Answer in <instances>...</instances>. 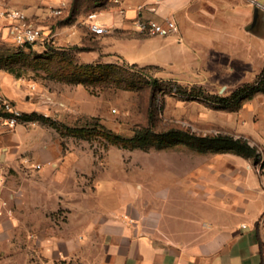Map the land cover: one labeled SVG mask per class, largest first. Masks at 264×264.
<instances>
[{
	"label": "crops",
	"instance_id": "0c3cea01",
	"mask_svg": "<svg viewBox=\"0 0 264 264\" xmlns=\"http://www.w3.org/2000/svg\"><path fill=\"white\" fill-rule=\"evenodd\" d=\"M130 1L126 17L144 6L143 17L171 18L179 28L174 40L127 26L133 35L120 53L131 64L209 57L240 80L263 71L264 13L244 0ZM99 22L109 38L121 27ZM133 49L146 54L144 63L131 59ZM29 94L0 69V98L30 113ZM253 137L264 154V129ZM111 157L95 167L91 154L64 149L54 129L26 121L10 128L0 115V264H264V175L248 171L243 158L208 171L199 187L193 171L177 172L154 197Z\"/></svg>",
	"mask_w": 264,
	"mask_h": 264
},
{
	"label": "rangeland",
	"instance_id": "374dc122",
	"mask_svg": "<svg viewBox=\"0 0 264 264\" xmlns=\"http://www.w3.org/2000/svg\"><path fill=\"white\" fill-rule=\"evenodd\" d=\"M128 3L131 1L0 0V11L24 12L44 30L46 36V41L36 44L31 51L15 46L7 34L0 36V66L15 50L24 51L21 59L8 61L15 62V68H20L21 79L30 91L26 102L30 110L35 111L23 114L47 120L26 122L54 129L62 138L64 149L91 154L95 167L103 168L108 154H114L111 164L131 171L134 182L154 197L158 189L172 185L177 172L185 175L193 171V183L199 187L205 184L208 171L226 165L235 166L238 159L232 152L199 154L186 143L164 149L114 147L109 144V135L99 126L123 139H131L146 129L158 134L177 130L202 137L230 135L246 140L262 152L253 144V130L264 129L261 122L264 121V93L243 99L234 98L233 93L254 83L256 78H260L264 86L263 68L255 77L248 74L249 79L240 80L238 77L241 75L225 74L215 59L200 58L184 65L154 66L143 74L131 73L132 77L126 78L130 86L127 90L122 88L124 83L121 80L126 76L116 72L102 75L105 79L96 83L91 81L93 77L87 78V85L62 75L61 67L63 71L70 72L72 66L96 63L116 64L129 69L131 63L120 53L125 39L133 35L126 29L134 22V19L126 17ZM93 14L99 25V19L103 17L116 25L121 24L114 29V38H109V33L103 36L92 34L88 18ZM130 53L133 61H146L142 58L146 54L141 50L133 49ZM56 55H64L65 61L57 60ZM258 67L256 64V69ZM152 80L169 81L171 84H161L158 90L160 87L150 86ZM177 86L181 88L178 92ZM194 90L201 93L199 98L191 96ZM216 98H229L231 101L225 107L215 102ZM243 128L252 133H244L241 131ZM243 159L246 169L253 171L256 163L252 159ZM171 192L174 194L175 188Z\"/></svg>",
	"mask_w": 264,
	"mask_h": 264
},
{
	"label": "trees",
	"instance_id": "16d2710c",
	"mask_svg": "<svg viewBox=\"0 0 264 264\" xmlns=\"http://www.w3.org/2000/svg\"><path fill=\"white\" fill-rule=\"evenodd\" d=\"M33 46H25L23 49H28L31 51ZM51 53H54L53 50H50ZM24 51L22 49L15 50L11 56H9V60H5L3 66H0V69L8 72L9 74L13 75L16 78H21V72L18 70L20 68H15V62L9 63L8 61L12 60L13 58H20L23 56ZM58 55V54H57ZM56 55V59L60 60L63 63L65 61L63 56L58 57ZM61 65V63H60ZM70 66H72L70 64ZM73 70L70 72H65L62 69V75L65 78H69L70 80H76V83L87 85L86 82L87 78H92L91 80L93 83H96L102 78V75L107 76L108 73L116 72L119 75L123 74L126 77L122 78V82L124 85L122 88L129 89L130 86L127 83L126 78H131L134 72H139L143 74V72L150 67H140L136 64H131V66L126 68L123 66H118L116 64H107L103 65L101 63H96L94 65H81V66H72ZM17 69V70H16ZM130 71V72H129ZM171 82H159L158 80H152L150 82V86L153 88H158L163 86V84ZM161 87L158 89L160 90ZM181 88L179 86L176 87V92H178ZM178 90V91H177ZM201 91V90H200ZM256 93H264V86H262V80L257 78L252 84L246 85L233 93L234 98H250L252 95ZM192 97H200L201 93L191 94ZM218 104L227 107L230 103L229 98H216L215 99ZM35 121V120H44L42 117L31 115L27 116L25 114L22 115L20 121ZM99 128L109 135V144L114 147H122V148H129V149H147V148H155V149H164L167 147H172L178 144L186 143L189 145L191 149L199 154H206V153H225V152H232L237 156H240L245 159H252L255 163H258L260 160V154L255 147L250 146V144L242 139V138H235L230 135H216V136H197L194 134H189L184 131H177V130H170L166 133L158 134L153 132L152 130L146 129L144 131L138 132L133 138L131 139H123L119 135L113 134L112 132L106 130L103 126H99Z\"/></svg>",
	"mask_w": 264,
	"mask_h": 264
},
{
	"label": "built area",
	"instance_id": "2783aa9c",
	"mask_svg": "<svg viewBox=\"0 0 264 264\" xmlns=\"http://www.w3.org/2000/svg\"><path fill=\"white\" fill-rule=\"evenodd\" d=\"M257 11L264 13V0H244ZM144 6L137 8V15L134 19L136 30L147 37H177L179 34L178 24L171 18L155 20L143 17ZM89 29L95 36L108 34L109 28L96 23V15H90ZM0 27L7 31V35L15 46H35L46 41L44 30L34 24L29 17L20 10L0 11ZM0 115L4 123L13 128L19 124L23 113L17 109L10 101L0 98ZM260 160L254 166V171L258 175H264V154L259 152ZM40 166L37 165L36 169ZM261 225L264 224V213L259 219Z\"/></svg>",
	"mask_w": 264,
	"mask_h": 264
}]
</instances>
